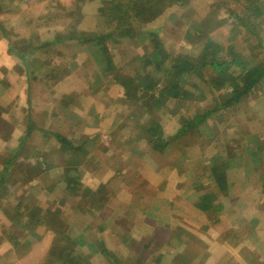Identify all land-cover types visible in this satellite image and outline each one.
Here are the masks:
<instances>
[{
    "label": "rangeland",
    "instance_id": "obj_1",
    "mask_svg": "<svg viewBox=\"0 0 264 264\" xmlns=\"http://www.w3.org/2000/svg\"><path fill=\"white\" fill-rule=\"evenodd\" d=\"M231 1L163 0L160 5L163 10L153 21L145 25L137 23L132 36H120L112 28L105 29L97 19V11L103 5L101 0H0V81L9 84L8 91H20L23 79L34 71L36 77H44L46 85L57 72L65 71L61 69L66 68L71 74L60 85L66 91L64 96L36 90L28 113L17 109L8 112L9 92L1 90L0 156L11 157L15 149L19 151L17 161L23 172L22 178L9 175L6 183H21L31 178L34 192L24 194L25 188L10 185L8 192L0 193V203L17 195L22 199L31 196V201L39 207L36 213L32 212L33 217L40 215V211L53 213L52 218L58 223L53 228L67 232L79 244L91 242L89 235L94 236L93 243L104 241L108 252L103 254L96 246L99 252L89 253V264H133L135 260L136 264H264V178L261 177L264 151L253 163L249 152L258 143H264V85L257 87L236 110L223 112L218 120L211 117L208 126L188 130L176 145L159 153L140 140V122L127 119L130 113L140 114V108L122 105L123 89L115 81V78L132 77L142 65L141 55L152 52L158 42L168 54H195L197 45L205 41L197 36L205 18L204 34L213 42L224 43L229 37V25H238L228 16V11H238V5ZM168 3L173 4L165 10ZM70 11L78 15L77 20L72 15L62 16ZM225 19L227 23L218 27V21ZM72 23L76 25L71 31L82 32L88 39L111 33L103 43L115 70L106 69L105 56L98 46L99 58L92 56L93 51L86 48L76 51L67 44L52 45L45 54L41 48L32 52ZM259 24L257 36L262 49H254L257 40L246 31L240 32V37L249 42L237 47L241 53L259 54L255 63L264 61V22ZM11 46L26 54L24 60L10 52ZM82 46L86 47L85 43ZM74 54L77 59L72 58ZM38 61L46 63L48 74ZM83 62L85 66L81 70L79 66ZM54 65L59 68L55 69ZM104 71L107 75L99 81L98 75ZM8 72L12 75L9 81ZM89 82L91 88L86 91ZM192 95L175 102L164 114L157 113V122L167 136L182 126ZM210 98L193 105L204 109L212 104ZM27 118L36 122L38 128L68 139L94 137L87 139L88 143L82 146L84 153H77L75 158L76 173L71 175L79 183L76 191L66 188L64 164L69 158L66 153H52L62 150L57 149L59 144L51 134L43 138L41 132L34 131L29 141L19 146ZM234 139L240 143L234 144ZM256 153L259 155L260 151ZM186 156L192 165L187 164ZM229 157L236 164L229 162ZM226 160L232 167L225 172L224 184L218 181L209 184L206 178L211 176L209 168ZM35 161L39 162V170L46 169L42 175H35L39 170L29 172L27 167ZM60 163L61 166H54ZM246 176L247 184L235 188V183L243 182ZM196 180L200 183H195ZM35 186L43 192L40 188L35 190ZM206 192L215 195L211 203L220 204L221 211L206 214L198 210L200 203L195 197L198 193L207 195ZM99 196V206L91 213L87 207ZM215 219L222 225L213 223ZM0 222L6 225L1 211ZM43 230L44 227H30L37 238L27 237L32 250L23 258L19 255L15 264H39L53 239L51 233L43 235ZM145 245L149 247L142 256L134 257L136 249L141 250Z\"/></svg>",
    "mask_w": 264,
    "mask_h": 264
},
{
    "label": "trees",
    "instance_id": "obj_2",
    "mask_svg": "<svg viewBox=\"0 0 264 264\" xmlns=\"http://www.w3.org/2000/svg\"><path fill=\"white\" fill-rule=\"evenodd\" d=\"M162 1L163 0H101L103 5L97 11V13H99L97 19L104 24L105 29L106 27L112 28L111 30L120 32V36H123V34L126 36H132V32L135 31L137 23L145 25L153 21L160 14V10H163V8L160 7ZM186 1L188 2V0ZM231 2L238 5V11H228V16L231 18L232 22L235 21L238 25H236V28L235 25L230 22L231 25L228 27L229 37L224 43L219 44L213 42L204 34L205 29L203 31V27L206 26L205 22L207 20V18H205L197 29V36L205 41L204 43L197 45L195 49L193 48L195 54L194 52L189 55L168 54L162 50V43L158 42L153 47L152 52L141 55V57L143 56L142 65H140V69L137 70L132 77L115 78V81L118 82L123 89L124 97L121 101L122 105H137L140 108V114L130 113L127 116V119H130V121L137 119L140 122V124L137 123L138 126H140V131L138 130L140 132V140H144L145 144L153 152L161 153L167 151L169 148L173 147V145H176L188 130L204 128L208 126L207 120L211 117H217L216 119L218 120L223 112L227 113L225 111L236 110L239 107V104L250 96L257 87L264 85V61H256V63L254 61L259 57V54H252V51L247 54L241 53L237 48L238 44H240L242 48L249 42V39L243 37L244 40L242 41L243 38L240 37V32L246 31L257 40L258 46H255L254 49H262V46L259 45L260 42L257 36V27L260 28L259 23L264 22V0H232ZM172 4L173 3H168L165 6V10L172 6ZM51 14L52 13L49 15ZM66 15H72L73 17L71 18L76 20L78 18V15H75L72 11L62 16L66 17ZM210 17L212 18L213 16L210 15ZM40 19L42 20L43 18ZM226 23V19L224 21L220 20L218 21L217 26L220 27ZM73 25L76 24L72 23L71 26H67V28L63 30V33L66 34H63L61 31L56 32L54 35L55 37L53 36L54 38L47 43H44L43 46L35 47L32 52L41 48L43 54H45L47 53L48 47L51 48L52 45H55V42H61L63 40L66 42L74 41L81 45L83 43L92 42L94 43L93 48L89 50L95 52L92 56L94 58H99V55L97 56L99 51L96 48L98 46L105 56L106 69L113 70L114 67L111 57L107 53L103 43L105 38L110 36L111 33L109 32V34H105L104 36L101 34L95 36L93 39H88L82 32L76 34L75 30L71 31L72 27H74ZM24 41L29 42L28 39H24ZM9 50L20 60H24L23 58L26 54L24 55V53H20L15 46H11ZM72 57L76 56L73 55ZM38 63H40L39 65L41 67H44L45 65V69L48 70L45 62L42 63L38 61ZM73 64H75V62H73ZM83 65L85 66V63H83ZM149 66H152V69L148 70L147 67ZM104 72L106 73H103V75L100 76L98 75L99 81L101 76L104 77L107 75V71ZM89 83L91 86V82ZM94 83L95 77L92 85H94ZM191 93H193V95L191 97V102L188 104L182 126L175 132V134L167 136L164 134L161 125L157 122V113L160 112V114H164L163 111L176 105L174 104L175 102L178 103L181 102V100H185ZM206 94L208 97H211L210 101L212 104L204 109L198 107L195 108L193 105L194 102H202L206 100L208 98ZM29 109L30 108L28 107L27 110L24 111L28 113ZM145 116L147 119H143ZM29 123H31L32 127L28 130H31L34 128V124H32V121ZM37 130V132L43 134V138H47L48 135L51 134L55 142L59 144L57 149H61L66 153L69 159L64 164V169H66L65 172L68 173L67 170L70 166L76 171L77 163H75V158L77 157V153H84L85 150L82 146L88 143V141H78L75 139V136L74 139H68L64 135L49 133L41 128H38ZM26 138L27 133L26 136L20 140L19 146L24 145ZM216 139L217 138H215L214 142H217ZM232 142L234 144L240 143L238 139H234ZM256 151H260V154L258 155ZM263 151L264 143L262 142L257 144L254 151H249L252 163L256 156H262ZM19 154V151L15 149L12 157L7 156V158H4V168L0 174V193L5 192L2 186L4 181L7 182V169L9 165L18 158ZM229 158V162L231 161L232 163H235L231 157ZM188 159L189 157L186 156V162ZM257 160L260 161V158ZM226 162H228V160L225 162L223 161L219 166L215 167V165H212V167L209 168L212 176L206 177L209 184L217 181L224 184L226 179L225 172L227 173V170L232 167ZM188 163L192 165L190 162H187V164ZM38 164L39 162L36 161V166L31 168L32 172L39 170ZM40 170L41 171H38L39 173L35 174L36 176L39 174L42 175L46 169L44 168L43 170V168H41ZM248 173H250V171ZM65 176L64 181L66 183V188L70 191H76L79 187L77 180L73 175L66 174ZM261 177L262 179L264 178V172L261 174ZM245 180L248 181L247 179ZM197 182L200 183L196 180L195 183ZM262 186L264 190L263 183ZM99 193L100 192H98V195ZM214 196V194L201 196L198 199L200 203L197 205L198 210L206 214H208L209 211H213L214 213L221 211V205H213L211 203ZM94 210H97V206L91 208V213ZM27 211H31L30 207H27L26 212ZM32 212H34V210H32ZM217 221L218 219H215L213 223H216ZM33 223L35 225L44 224L54 232L47 259V263L49 264H89L88 259L91 256L89 253H91V251V254L99 252V250L96 249V246L101 248L103 254L107 252L106 249H104V241H100L99 243L95 241V243H93L94 240H92V238H94V236L92 237V235L90 240L92 243L88 242L82 245L79 244L76 239L71 238L67 232L53 228L54 224H56L57 227L58 223L54 222L49 211L43 213L42 217L40 216L36 218L34 216ZM18 226H20V229H18ZM21 227H23V225L19 220H17L11 227V230H13L15 234L9 235V242L10 244H13V246H20L21 244L17 237V234L21 233ZM148 247L149 245H145L139 251V254L137 255L138 259ZM82 248H85L86 252ZM136 262L137 260H135L133 264H136Z\"/></svg>",
    "mask_w": 264,
    "mask_h": 264
},
{
    "label": "crops",
    "instance_id": "obj_3",
    "mask_svg": "<svg viewBox=\"0 0 264 264\" xmlns=\"http://www.w3.org/2000/svg\"><path fill=\"white\" fill-rule=\"evenodd\" d=\"M24 39H26V38H24ZM55 44L58 45V46L65 45V44H67L68 46L72 45V48L76 49V51L77 50L81 51L82 49L86 48L85 50H87L89 52V50H91V48H93V44L94 43H90V42L88 44L85 43L86 47H83L81 44H77L74 41L66 42L64 40L61 41V42H55ZM74 55L76 57H72V58H76L77 59L78 58L77 55L76 54H74ZM58 57L60 58V57H62V55H60ZM33 60H36V59H33ZM82 66H83V64L81 66H79V68H81V70L83 68ZM46 67L48 69V66H46ZM44 68H45V65H44ZM54 68H55V65H54ZM58 68L59 67H56L55 69H58ZM62 70H65V71H62ZM61 71L62 72L59 71L52 77L54 80H52V82L49 85H46V84L43 83L42 79L44 77H42V75L40 77V75L37 74L39 76L36 77V74H35L36 71H34V72H32L30 74V77L23 79V85H21L22 88L20 89V91H17V92L8 91L9 90V84H7L6 81H3V80L0 81V94H1V90H2L3 93L4 92L5 93L9 92V97L7 99V111L11 112L14 109H17L18 111L26 112L24 110H27L28 104L29 105L31 104V99L34 97L35 93L38 92L36 90H41V91H44L45 93L48 92V93L51 94V96H53L55 93L59 97L60 96H64L66 91L64 89H62V87L60 85L64 84L65 83L64 80H66L65 78L67 76L71 75V74H70L69 71L66 72V68L61 69ZM46 73L48 74L47 71H46ZM104 73H106V72H104ZM8 74H9V72H8ZM73 75L75 76L77 74H73ZM11 76H12L11 74L7 75L8 81H9L10 78H12ZM7 78L5 77V80H7ZM86 86L89 87V88H86V91H89L90 88H91L90 84L86 83ZM70 91H73V90H70ZM71 93L72 92L67 93V95L69 96ZM54 98H58V97H54ZM30 121H32L30 118L26 119V123H25L26 124V128H25L24 134L20 135V138H19L21 140L22 138H24L26 136V133H27V138H26V141H24V144H26L29 141V139H30V137H31V135H32V133L34 131H38L37 130L38 126H37L36 122L35 123L32 122V124H34V128H32L31 130H28L30 127H32L31 123H29ZM45 123H46V121H45ZM27 130L29 131V133H28ZM89 136H87V137H89ZM87 137H84V139L85 140L88 139V141L89 140H94V137H92L91 139L87 138ZM52 153L59 155L60 153H65V152L64 151H54ZM13 154H14V152H13ZM7 156H9V155H7ZM7 156H6V158H7ZM12 156L13 155H11V157ZM19 156H20V154H19ZM3 159H1V156H0V174L2 173L3 168H4V160ZM16 161H17V158L15 159V161H13L9 165V167L7 169L6 177L9 178V175H12V178H14L13 175H19V177H21V175H23V172L19 169V163L20 162L17 161L18 164H15ZM61 163L57 164V165L54 164V166H58V165L61 166ZM35 164H36V161L32 164L33 166L31 165V167H27L29 172H32L31 168H34ZM73 169L74 168L72 166L68 167V170H67L68 173L66 172V174L71 175V173H73V172L75 173L76 171H74ZM245 179H247V176H246ZM12 182L13 181H11L10 183H6L4 181L2 187L4 188V190L6 192H8L6 189L9 188L10 185L15 186V187L20 186V189H22V190H24V188H25L24 194H31V192H34V191H32V188L30 187L31 178L28 179V180L24 179V182L21 181V183H19L17 181H15L13 183ZM235 184H236L235 188H238L242 184H247V182H246V180H243V182H240V183L236 182ZM33 188L35 190H37L40 187L35 186ZM190 190L193 191L192 188H190ZM41 191H42V189H41ZM206 193L208 194L209 192H206ZM204 194L205 193H198L195 198L199 199L201 196H204ZM10 199H12V200H10ZM32 201H31V196H28L27 198L22 199V198L19 197V195H17V196H15V198L10 197L7 201H3V203H0V211L2 212V215H3V217L5 218V221H6V225L5 226L3 225V222H0V227H1L0 228V243H2L0 245V264H15L18 261L17 258H18L19 255H21V257L23 258V256H25L30 250H32V248H31L32 244L30 243L29 240H27V237H31V238L34 239V237H36V235H34L30 231V227H32V226H35V227H38V228L39 227H44L43 235L45 233H51L52 237H53L54 232L51 231L49 228H47L46 225H44V224L35 225L33 223V215H31L32 214V210H34V213H36V210H38L37 208H39V207H38V204H36L34 201L33 202ZM99 201H101V197L100 196L96 197V198H93V200H91V203H89V205L91 204L90 205L91 207L90 206L87 207V208L90 209V212H91V208L99 206ZM252 203H253V200H252ZM1 204H3V205H1ZM6 207H9V208H6ZM13 207H16V208H13ZM27 207H30L31 211H27L26 212ZM83 211H86V210L84 209ZM42 214L43 213L40 211V215L39 216L37 215L36 218H38L40 216L42 217ZM51 215L54 216L53 213H51ZM18 219L20 220V222L23 225V227H21V233L17 234V237H18L19 242L21 244H20V246H13V244H10V242H9L10 241L9 240V235H11V234L14 235L15 234V232L13 230H11V227L14 225V223ZM216 224L222 225V223H221V221H219V219L216 222ZM219 225H218V227H220ZM88 237H89V239H91V235H89ZM92 237H93V235H92ZM139 251H140V249H136L134 257H137V255L139 254ZM48 253H49V249L46 250L45 256L42 258V260L39 261V264H41V263L42 264H49V263H47ZM25 260H24V263L26 262ZM28 260L31 261V259H28Z\"/></svg>",
    "mask_w": 264,
    "mask_h": 264
}]
</instances>
